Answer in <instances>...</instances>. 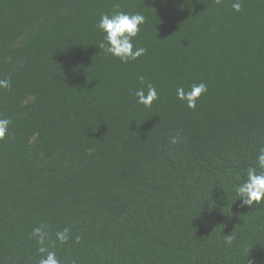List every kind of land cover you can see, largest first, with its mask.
<instances>
[{
    "label": "trees",
    "instance_id": "16d2710c",
    "mask_svg": "<svg viewBox=\"0 0 264 264\" xmlns=\"http://www.w3.org/2000/svg\"><path fill=\"white\" fill-rule=\"evenodd\" d=\"M233 2L0 0V264H39L41 225L60 264H264V203L234 190L264 148V0ZM116 10L145 17L136 61L98 48Z\"/></svg>",
    "mask_w": 264,
    "mask_h": 264
},
{
    "label": "clouds",
    "instance_id": "9594fccd",
    "mask_svg": "<svg viewBox=\"0 0 264 264\" xmlns=\"http://www.w3.org/2000/svg\"><path fill=\"white\" fill-rule=\"evenodd\" d=\"M220 0H217L219 3ZM242 0H234L232 8L236 12H240ZM145 23V17L141 13L128 14L119 10L113 11L111 14H102L96 24L97 30L102 34L103 39L99 42L100 51L110 55L121 63H129L136 61L146 54L144 47H137L133 40L138 35L140 27ZM141 84L145 83L143 75L138 77ZM11 82L8 78L0 79V89H10ZM207 93V85L204 82L193 83L186 91L182 87L176 88V97L182 101L188 109L194 110L197 101L202 95ZM136 102L145 108H150L152 104L159 99L156 88L151 84H146L145 88H138L134 92ZM11 120L8 118H0V141H2L9 132ZM171 143H177V138L172 137ZM256 163L260 169L249 167L247 169L246 178L235 186L236 195L241 201L242 207L252 208L254 205L264 203V148L258 152ZM56 240L61 244L69 241L70 233L68 228L55 233ZM30 238L34 239L39 245L38 252L40 254L39 264H60L56 252L45 247V241L48 238L46 226L41 225L33 228ZM227 244L232 243V236H225ZM75 242H80V237L75 238Z\"/></svg>",
    "mask_w": 264,
    "mask_h": 264
}]
</instances>
